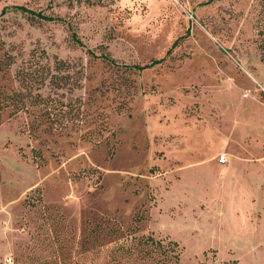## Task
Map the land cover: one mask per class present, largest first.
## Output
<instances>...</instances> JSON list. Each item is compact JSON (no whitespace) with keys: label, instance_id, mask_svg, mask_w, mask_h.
<instances>
[{"label":"rangeland","instance_id":"1","mask_svg":"<svg viewBox=\"0 0 264 264\" xmlns=\"http://www.w3.org/2000/svg\"><path fill=\"white\" fill-rule=\"evenodd\" d=\"M259 12L0 0V264H156L116 250L148 236L177 264H264Z\"/></svg>","mask_w":264,"mask_h":264},{"label":"trees","instance_id":"2","mask_svg":"<svg viewBox=\"0 0 264 264\" xmlns=\"http://www.w3.org/2000/svg\"><path fill=\"white\" fill-rule=\"evenodd\" d=\"M212 1V0H211ZM260 6L259 17L255 24V30L257 32V49L260 52V58L264 64V0H258ZM12 9L21 11L25 14L38 17L46 21H53L52 18L43 16L42 14H35L24 7L14 6ZM3 13V12H2ZM175 45V44H174ZM108 60V59H106ZM165 57L159 60H152L149 64L144 66H134L137 70L142 71L144 69L152 68L156 65L163 63ZM112 62V60H109ZM178 244L173 241H169L166 244L160 240H155L152 236L148 237H132L129 240V245L125 243L117 246L116 250L121 252L122 255H134L135 251L139 250L142 253L141 259H150L156 264H166L167 262L174 261L175 264L179 261L178 253L176 252Z\"/></svg>","mask_w":264,"mask_h":264},{"label":"built area","instance_id":"3","mask_svg":"<svg viewBox=\"0 0 264 264\" xmlns=\"http://www.w3.org/2000/svg\"><path fill=\"white\" fill-rule=\"evenodd\" d=\"M219 161H220V163H225V161H226L225 156H221L220 159H219Z\"/></svg>","mask_w":264,"mask_h":264}]
</instances>
